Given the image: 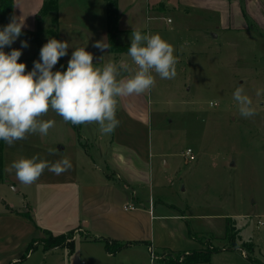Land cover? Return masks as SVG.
Listing matches in <instances>:
<instances>
[{
	"label": "rangeland",
	"instance_id": "rangeland-1",
	"mask_svg": "<svg viewBox=\"0 0 264 264\" xmlns=\"http://www.w3.org/2000/svg\"><path fill=\"white\" fill-rule=\"evenodd\" d=\"M50 1H56L61 9L60 29L56 27V11L43 12L44 0H15L16 8L33 29H39L42 43L54 37L50 31L55 29L62 38V6L67 17H83V11L74 9L75 2L81 0ZM244 19L245 24L233 20L234 26L222 25L217 13L195 11L190 18L194 35L186 37L194 39V45L186 48L179 44V37L170 38L176 56L175 76L162 79L154 73V87L143 93L151 99L152 146L168 153L162 158L171 161L169 167L159 161L163 166H159L158 176L164 184V199L187 209L193 223L188 225L200 231V236H196L202 244L200 249L234 245L230 250L214 252L211 264H237L245 260L264 263V91L256 95L258 89L264 90V25L246 15ZM240 23L242 26L236 25ZM20 60L25 62V70L31 68L27 58ZM117 60L112 58L113 62ZM124 60L130 66L125 73H132L136 66L127 54ZM237 87L250 97L254 115H240L233 98ZM41 118L55 121L47 135L29 133L20 141L47 148L62 144L68 148L78 142L87 146L84 135L100 129L90 122H86L90 123L89 128L86 123L65 122L51 109ZM186 147L192 148L193 160L183 156ZM89 148L94 152L93 146ZM0 196L5 200L15 198L16 207H22L21 194L10 187L0 185ZM197 215H210V223H203ZM258 219L263 224H257ZM225 223L234 228L233 238L215 236ZM209 226L214 230H207ZM46 236L32 239V247L18 264H81L82 259L88 260V247L78 237L72 250L58 245L46 251L41 240ZM23 249L21 246L15 252ZM171 253L154 252L151 260L143 248L130 247L115 258H96V264H158V256Z\"/></svg>",
	"mask_w": 264,
	"mask_h": 264
},
{
	"label": "crops",
	"instance_id": "crops-1",
	"mask_svg": "<svg viewBox=\"0 0 264 264\" xmlns=\"http://www.w3.org/2000/svg\"><path fill=\"white\" fill-rule=\"evenodd\" d=\"M114 1L118 13L116 39L122 46L129 45L132 32L139 28L145 32L159 33L170 44V38L179 37L180 45L191 48L195 41L186 40V37L194 35L190 28V18L197 10L217 13L222 25L234 26L233 20H241L245 24L243 13L257 24L264 25L263 0ZM75 3L74 9L83 11V17H67L65 7L62 6V38L58 35L70 46L68 54L63 57L64 62L67 63L73 48L81 47L86 42V50L93 54L96 66H103L112 61V58L124 60L127 51L114 53L109 47L103 51L93 47L94 42L101 39L108 44L107 0H81ZM12 13L13 17L24 22L23 28L34 30L19 8H16L15 0ZM55 14L56 27L60 29V7ZM22 39L19 36L12 45L5 46L4 50L7 52L11 48L21 47ZM26 41L28 47L22 48L19 59L31 57L36 50L34 42ZM135 70L136 67L133 72ZM131 74L124 72L119 78H127ZM150 104L148 94L133 93L117 97L116 117L119 125L107 135L100 129L91 132L89 129L84 135L87 146L78 142L69 144V149L64 144L47 148L20 140L8 145L0 140L1 171L4 177L0 180V185L20 193L22 206L16 207L15 198L5 200L0 196L3 203L0 205V264H12L13 258H18L19 261L31 240L46 234L44 230L53 235L75 230L74 244L78 237L89 250L88 260L82 259L86 264H96V258H115L130 247L143 248L149 256L150 250L177 252L202 247L197 238L200 231L188 225V222L193 223L187 209L164 199L165 189L158 176V168L169 167L171 161L169 158H162L168 153L160 147L154 149L152 146ZM90 123L99 125L97 122ZM90 123H86V126ZM90 145L94 152H91ZM33 154L50 162L68 158L72 167L61 174L45 169L36 181L24 184L15 177L14 170L9 171V165L13 160ZM159 161H164V165H160ZM126 204L133 205L134 208L125 209L123 206ZM25 211L31 215V219L22 214ZM208 216L197 215V219L210 223L211 218ZM166 218L171 222L170 225ZM213 228L209 226L207 230H214ZM78 231L83 235H78ZM189 232L197 233V237L191 236ZM225 233L226 223L219 227L215 236L226 239ZM104 239L120 242L123 246L115 252L108 251L104 246ZM21 246L24 249L15 252ZM63 246L67 247H58ZM231 246L234 245L219 247V251L230 250ZM58 247L44 249L42 246V249L49 251ZM150 259L152 260L151 257ZM155 260L162 264L158 259ZM207 263H212L211 257L209 262L177 264ZM237 264L252 263L245 260Z\"/></svg>",
	"mask_w": 264,
	"mask_h": 264
},
{
	"label": "clouds",
	"instance_id": "clouds-1",
	"mask_svg": "<svg viewBox=\"0 0 264 264\" xmlns=\"http://www.w3.org/2000/svg\"><path fill=\"white\" fill-rule=\"evenodd\" d=\"M23 27L24 22L17 17L0 26V140L8 145L29 133L47 135L55 121L41 117L49 109L72 124L97 122L103 133L110 134L119 125L117 97L150 91L156 83L154 73L162 79H171L176 74L173 46L159 33L139 28L132 32L127 49L136 70L127 78H119L121 73L130 70L127 61L96 66L93 54L85 45L73 48L66 67L54 70L70 47L66 40L55 37L41 45L39 59L33 60L32 67L25 70L26 64L19 57L22 48L28 47L26 40L20 41L19 48L4 50L17 40ZM93 47L103 51L109 45L101 39L95 41ZM261 91L264 90L258 89L256 95ZM233 98L241 116L254 115L252 101L242 88H235ZM71 167L68 158L50 162L33 154L13 160L9 171L14 170L20 182L30 184L45 169L61 174ZM12 264H18V258H13Z\"/></svg>",
	"mask_w": 264,
	"mask_h": 264
},
{
	"label": "trees",
	"instance_id": "trees-1",
	"mask_svg": "<svg viewBox=\"0 0 264 264\" xmlns=\"http://www.w3.org/2000/svg\"><path fill=\"white\" fill-rule=\"evenodd\" d=\"M12 7H13V0H0V25L1 26L8 23L9 20L13 17ZM57 8L58 7L56 5V1L52 3L50 0H44V4L42 7L43 12H48L50 10L56 11ZM106 11H107V38H108L109 49L114 53L127 51L129 45L122 46L118 43L116 39L118 13H117V8H116V4L114 0H107ZM50 33L54 35L56 39H61L58 33L56 32V29L53 31H50ZM20 36L23 39L32 41L36 44L35 52L32 54L31 57L27 58V60L33 63V60L39 59V50H40L41 45L43 44L40 39V31L39 29L30 30V29L22 28V33ZM66 64L67 63L64 62L63 57H61L58 60L57 64L54 66V70L57 68L62 70V67H66ZM1 150H2V145L0 144V180L4 178L2 175V171H1V163H2ZM22 214L26 216L27 218L31 219V215L27 211L22 212ZM44 231L47 234L46 237L41 239L42 246L44 249H49L50 247H55L58 245L60 246L66 245L69 249L71 250L73 249L74 247L73 235L75 234L76 236L75 230H71L67 233H62L58 235H53L51 232L46 231V230ZM234 232H235L234 228L231 227L229 224H226L225 236H229L228 238H233ZM77 233L78 235H83V233L80 231H78ZM189 234L191 236H195V237L197 236L196 233H193V232H189ZM67 238L69 239L66 240ZM103 242H104L105 248L111 252H115L116 250L120 249L123 246V244L120 242L110 241L108 239H104ZM31 247H32V244L30 242L26 248V253H28V250ZM218 250H219V247H213L211 249H192V250H185V251H177V252H173V254L171 253L169 255L158 256L156 259H158L162 264L195 263V262H201V261L209 262L211 255L214 252H217ZM24 255H22V258L25 257Z\"/></svg>",
	"mask_w": 264,
	"mask_h": 264
},
{
	"label": "built area",
	"instance_id": "built-area-1",
	"mask_svg": "<svg viewBox=\"0 0 264 264\" xmlns=\"http://www.w3.org/2000/svg\"><path fill=\"white\" fill-rule=\"evenodd\" d=\"M183 156L186 158V160H193L195 158L194 154H193V150L190 147H186L185 150L183 151ZM125 209H133L134 206L130 205V204H126L123 206ZM257 224L261 225L263 224V222L258 219L257 220ZM73 238H75V234L73 235ZM244 254V253H243ZM150 257L153 259L154 258V252L152 250H150ZM81 264H86L85 260L81 261Z\"/></svg>",
	"mask_w": 264,
	"mask_h": 264
}]
</instances>
